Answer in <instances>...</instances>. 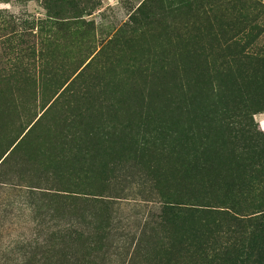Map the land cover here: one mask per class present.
<instances>
[{
  "label": "rangeland",
  "instance_id": "rangeland-1",
  "mask_svg": "<svg viewBox=\"0 0 264 264\" xmlns=\"http://www.w3.org/2000/svg\"><path fill=\"white\" fill-rule=\"evenodd\" d=\"M188 195L264 211V0H0V264H203Z\"/></svg>",
  "mask_w": 264,
  "mask_h": 264
},
{
  "label": "trees",
  "instance_id": "trees-1",
  "mask_svg": "<svg viewBox=\"0 0 264 264\" xmlns=\"http://www.w3.org/2000/svg\"><path fill=\"white\" fill-rule=\"evenodd\" d=\"M207 164L209 163L205 162L202 166L208 172L205 175V189L213 191L215 188H230L231 183L227 176L212 175ZM184 198L180 201L168 199L164 202L160 220L166 226L173 228L181 217L209 219L219 216L222 223L234 228L233 242L221 248L214 258L208 257L203 264H264V211L255 217L237 214L233 209L217 213L203 208L205 199H201V196L188 195Z\"/></svg>",
  "mask_w": 264,
  "mask_h": 264
}]
</instances>
